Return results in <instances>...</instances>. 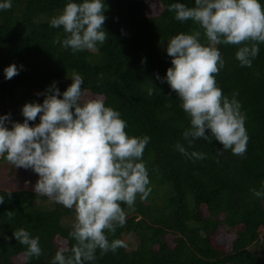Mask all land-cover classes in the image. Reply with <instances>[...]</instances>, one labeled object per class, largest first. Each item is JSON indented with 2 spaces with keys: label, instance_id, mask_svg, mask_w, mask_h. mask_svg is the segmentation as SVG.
<instances>
[{
  "label": "trees",
  "instance_id": "1",
  "mask_svg": "<svg viewBox=\"0 0 264 264\" xmlns=\"http://www.w3.org/2000/svg\"><path fill=\"white\" fill-rule=\"evenodd\" d=\"M68 2L11 0L10 9H0V116L10 113L12 121L23 122L26 102L42 103L43 95L36 93L54 81L62 98L75 74L81 76L88 97H102L105 106L120 113L130 137H149L143 161L151 192L146 200L137 195L132 207L122 203L126 223L117 226L114 234L106 232L110 242L124 241L123 234L132 233L137 245L104 254L97 249L96 259L85 264H258L264 260V195L256 197L252 191L264 193V43L258 45L251 67L241 66L235 57L242 45H216L224 60L216 84L229 99L235 93L241 104L249 137L246 152L234 155L223 150L214 137L197 138L189 146L183 133L190 128V117L167 81L156 74L163 78L172 66L160 41L167 44L174 35L199 30L201 42L207 44L198 25L178 21L168 11L172 3L193 7L195 0H103L105 43L97 44L95 51L76 52L57 42L66 37L63 27L50 26ZM260 3L264 6V0ZM10 64L23 69L9 80L4 69ZM35 123L39 116L29 122ZM7 126L11 128V123ZM206 135H211L210 129ZM177 143L189 153H205V158L182 155ZM8 166L6 176H13L16 167ZM22 170L27 179L38 176L32 169ZM36 181L30 189L28 185L0 188L4 197L0 264H52L65 242L69 247L75 243L68 235L73 222L65 220L74 211L46 196L51 206L42 207L38 200L43 197L33 187ZM7 211H13L12 218ZM20 228L39 238L38 258L29 257L26 246L14 237Z\"/></svg>",
  "mask_w": 264,
  "mask_h": 264
},
{
  "label": "clouds",
  "instance_id": "2",
  "mask_svg": "<svg viewBox=\"0 0 264 264\" xmlns=\"http://www.w3.org/2000/svg\"><path fill=\"white\" fill-rule=\"evenodd\" d=\"M12 7L11 0L0 3V9ZM103 0H69L62 12L50 20L53 28L63 27L64 48L73 52L95 51L104 44L108 33L103 25L106 17ZM168 11L178 21H193L203 30L207 44L201 42V31L179 33L169 38L166 52L171 67L167 81L181 100L180 107L190 117V128L183 133L189 146L197 138L210 141L214 137L231 150L243 155L247 150L246 116L234 93L229 99L217 86L215 76L224 67L216 47L219 44L242 45L235 53L241 66H252L264 43V6L260 0H195V6L172 3ZM20 69L10 64L4 69L5 79H12ZM62 93L54 81L42 93V103L26 102L22 107L23 122L11 120V114L0 116V157L18 168L32 169L38 179L35 193L74 211L69 237L55 253L52 264H85L101 254L115 252L127 245L121 239L109 241L106 232L114 234L117 226L126 223L121 204L132 207L137 195L146 200L151 192L149 175L143 161L149 137H130L126 121L120 113L105 106L102 97H88L82 91V78L75 75ZM148 94L153 90L149 88ZM39 123L30 126V121ZM11 123V128L7 125ZM210 129L211 135H206ZM184 156L204 159L205 153L193 151L177 143ZM218 150L217 154H222ZM253 195H264L253 189ZM4 197L0 196V204ZM13 211H7L12 218ZM20 244L26 246L29 257L42 254L39 238L20 228L13 232ZM65 253H70L65 255Z\"/></svg>",
  "mask_w": 264,
  "mask_h": 264
},
{
  "label": "rangeland",
  "instance_id": "3",
  "mask_svg": "<svg viewBox=\"0 0 264 264\" xmlns=\"http://www.w3.org/2000/svg\"><path fill=\"white\" fill-rule=\"evenodd\" d=\"M18 94L21 95V91H18ZM8 165L9 163L7 161H3V160L0 161V188L14 190V188L17 189L18 187H22V185L23 186L28 185L29 188L26 189H30L31 188L30 184L31 185L34 184V181L38 179V176L27 179L26 177L27 175L23 172L22 168H18V167H16L13 176H6V172L8 171V169H10ZM38 202L39 204H42L43 205L42 207H44L45 209H47V206H51V204H49L48 201L46 200V197L39 199ZM69 219L70 221L72 220V222H74V215L67 216L65 220H69ZM64 223L68 225L69 221H66ZM123 239L125 241V244L127 245L126 246L127 250H131L137 245L135 236L132 233L129 232L124 233ZM258 264H264V260H261V262H259Z\"/></svg>",
  "mask_w": 264,
  "mask_h": 264
}]
</instances>
